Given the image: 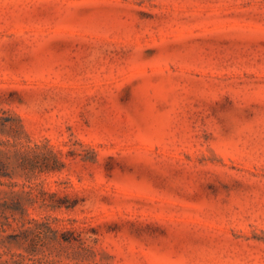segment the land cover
Segmentation results:
<instances>
[{"label": "rangeland", "instance_id": "obj_1", "mask_svg": "<svg viewBox=\"0 0 264 264\" xmlns=\"http://www.w3.org/2000/svg\"><path fill=\"white\" fill-rule=\"evenodd\" d=\"M0 264H264V0H0Z\"/></svg>", "mask_w": 264, "mask_h": 264}]
</instances>
